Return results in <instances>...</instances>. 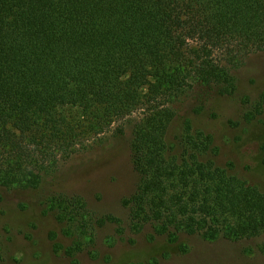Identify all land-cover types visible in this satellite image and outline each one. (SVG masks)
I'll return each instance as SVG.
<instances>
[{
  "label": "trees",
  "instance_id": "16d2710c",
  "mask_svg": "<svg viewBox=\"0 0 264 264\" xmlns=\"http://www.w3.org/2000/svg\"><path fill=\"white\" fill-rule=\"evenodd\" d=\"M256 52L264 0H0V186L38 188L60 161L129 124L138 179L124 204L135 230L263 233L264 190L233 161L216 162L212 134L185 117L168 137L178 99L192 89L200 109L231 94V68ZM53 204L75 251L93 231L84 202Z\"/></svg>",
  "mask_w": 264,
  "mask_h": 264
},
{
  "label": "rangeland",
  "instance_id": "374dc122",
  "mask_svg": "<svg viewBox=\"0 0 264 264\" xmlns=\"http://www.w3.org/2000/svg\"><path fill=\"white\" fill-rule=\"evenodd\" d=\"M230 72L236 78L231 94H215L200 109L192 89L176 101L168 137L190 118L194 128L212 134L218 164L233 161L238 174L264 190V52L249 54ZM125 126L121 135L106 133L89 149L60 161L38 188L0 186V264H264V232L209 240L185 233L176 238L151 224L135 230L124 204L138 179L130 161L131 129ZM71 196L83 200L80 216L93 226L75 251L53 204L57 197Z\"/></svg>",
  "mask_w": 264,
  "mask_h": 264
}]
</instances>
